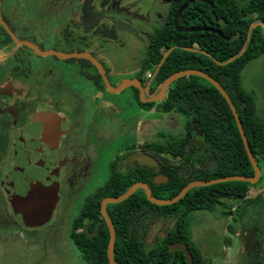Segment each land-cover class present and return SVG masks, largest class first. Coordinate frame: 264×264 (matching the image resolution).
I'll return each mask as SVG.
<instances>
[{
  "label": "flooded vegetation",
  "instance_id": "1",
  "mask_svg": "<svg viewBox=\"0 0 264 264\" xmlns=\"http://www.w3.org/2000/svg\"><path fill=\"white\" fill-rule=\"evenodd\" d=\"M247 2L0 0V227L24 222L41 238L65 237L76 247L102 237L104 225L108 231L103 200L135 183L164 184L173 171L184 176L190 162L174 152L187 156L190 146L161 142L174 138L142 122L144 114L174 115L160 109L167 92L150 101L161 84L160 65L146 70L149 47L156 39L216 35L183 29L221 31L226 20L218 7L249 19ZM134 194L136 204L108 202L104 210L109 217L110 210H161L142 205V188ZM237 207L220 217L238 222ZM175 228L174 220L147 216L131 231L156 241Z\"/></svg>",
  "mask_w": 264,
  "mask_h": 264
},
{
  "label": "trees",
  "instance_id": "2",
  "mask_svg": "<svg viewBox=\"0 0 264 264\" xmlns=\"http://www.w3.org/2000/svg\"><path fill=\"white\" fill-rule=\"evenodd\" d=\"M218 9L226 20L220 30L229 40L214 34L205 37L156 39L149 47L151 61L146 70L160 65L155 79L156 86L172 73L185 69L200 70L214 78L235 106L248 145L262 172L264 123L257 113L254 96L242 88L241 73L251 61L264 55V0H248L245 10L250 9L252 16L249 19H243L239 13L227 6L223 7V4ZM251 24L255 26L251 28ZM168 50L169 53L163 59V53ZM160 109L185 118L183 136L161 142L190 146V154L187 156L178 149L180 147H175L178 150L173 151L175 158L189 161L190 165L187 166L188 171L184 176L173 171L167 174L169 181L164 184L147 183L155 198H172L188 182L194 180L253 175L232 112L223 96L209 82L197 76L177 79L168 88L165 99L160 102ZM192 121H195L201 135L195 132ZM261 181H264L263 172L258 182ZM129 185H124L120 193ZM252 186L255 184L224 182L193 188L177 203L168 206H156L148 202L145 196L142 198L145 208L161 210H110L116 233L114 261L117 264H185L180 251L169 250L172 242L181 241L189 246L194 264H205V260L191 242L189 214L205 211L210 214L219 212L217 216H227L222 212L223 208L231 210L238 206L234 221H240L245 215L244 207L260 199L247 198L248 187ZM134 204L135 194L116 205ZM147 216L174 220L175 232H171L164 239L153 241L150 245L145 240H138L131 228L133 229V224L139 217L145 220ZM102 232L103 236L93 241L84 239L75 242L84 264H109L106 256L108 231L105 225Z\"/></svg>",
  "mask_w": 264,
  "mask_h": 264
},
{
  "label": "rangeland",
  "instance_id": "3",
  "mask_svg": "<svg viewBox=\"0 0 264 264\" xmlns=\"http://www.w3.org/2000/svg\"><path fill=\"white\" fill-rule=\"evenodd\" d=\"M241 85L254 96L257 113L264 123V55L243 69ZM152 117L143 115L144 127L149 126L174 139L183 136L184 117L164 116L161 112ZM164 140L160 136V141ZM262 172L264 174V170ZM247 196L250 200L260 199L250 204L238 222L217 216L219 212L197 211L188 216L192 241L205 264H264V181L248 187ZM36 231L24 222L0 227V264H84L80 252L67 244L65 237L61 239L63 243L59 238L56 242L53 237H39ZM153 241L154 238L145 237L148 245Z\"/></svg>",
  "mask_w": 264,
  "mask_h": 264
},
{
  "label": "water",
  "instance_id": "4",
  "mask_svg": "<svg viewBox=\"0 0 264 264\" xmlns=\"http://www.w3.org/2000/svg\"><path fill=\"white\" fill-rule=\"evenodd\" d=\"M186 7L183 6L177 13V16L175 18V23L176 20L178 18V16L180 15V13L182 12V10ZM177 24V23H176ZM184 31H199V30H204V31H210L215 33L218 37L224 39V40H229V37L226 36L223 32L219 31V30H211V29H206V28H193V29H183ZM170 50H168L167 52H165V54L163 55V59L167 56V54L169 53ZM163 61V60H162ZM185 76H197L200 77L204 80H206L207 82H209L214 88L217 89V91L223 96V98L225 99V101L227 102L232 115L234 117L238 132L240 134L246 155L248 157L249 163L252 167L253 170V175L252 176H238V175H233V176H225V177H220V178H214L211 180H194V181H190L188 182L181 190L178 194H176L174 197L169 198V199H157L153 196L151 189L149 187L148 184L146 183H135L133 184L125 193H123L122 195L118 196V197H111V198H107L105 200L102 201L101 205L103 210H101V213L104 216L105 222L107 224L108 227V231H109V241H108V245H107V250H106V255H107V259H108V263L109 264H117L114 261L113 258V249H114V245H115V229H114V225L109 217V215L107 214V211L104 210V207L106 205V203L108 202H112V203H120L124 200H126L130 195H132L138 188H142L146 194V199L148 202H150L153 205L156 206H168V205H172L177 203L179 200H181L191 189L196 188V187H203V186H211L214 184H219V183H224V182H246L248 184H256L260 177H261V169L258 166L257 160L255 159V156L253 155L246 136L244 134L243 128H242V124L239 118V115L236 111L235 106L233 105L231 99L229 98L228 94L226 93V91L222 88V86L211 76H209L208 74L204 73L203 71L200 70H196V69H185V70H181L175 73H172L171 75H169L160 85L159 87V93L152 97V99L150 101H160L162 100L167 92V89L170 87V85L176 81L177 79L181 78V77H185ZM39 120V118H38ZM39 122L35 123L34 125V131H37V125ZM193 123V128L195 130V132L199 135H201V132L198 130L197 125L195 123V121H192ZM157 183V182H156ZM169 250L171 252H176V251H181L183 256L185 257V262L186 264H194L193 261V257L192 254L190 252L189 247L182 243V242H174L172 244H170L169 246Z\"/></svg>",
  "mask_w": 264,
  "mask_h": 264
},
{
  "label": "crops",
  "instance_id": "5",
  "mask_svg": "<svg viewBox=\"0 0 264 264\" xmlns=\"http://www.w3.org/2000/svg\"><path fill=\"white\" fill-rule=\"evenodd\" d=\"M253 187V186H252ZM247 198H248V196H247ZM258 198V197H257Z\"/></svg>",
  "mask_w": 264,
  "mask_h": 264
}]
</instances>
